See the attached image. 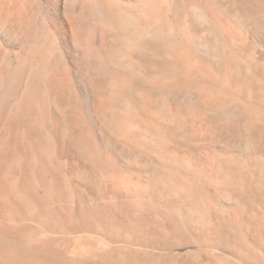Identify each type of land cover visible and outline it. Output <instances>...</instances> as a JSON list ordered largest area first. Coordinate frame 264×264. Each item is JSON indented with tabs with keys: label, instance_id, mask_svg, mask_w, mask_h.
I'll return each instance as SVG.
<instances>
[{
	"label": "bare ground",
	"instance_id": "obj_1",
	"mask_svg": "<svg viewBox=\"0 0 264 264\" xmlns=\"http://www.w3.org/2000/svg\"><path fill=\"white\" fill-rule=\"evenodd\" d=\"M248 2L0 0V264L264 256V0ZM188 80L224 99L187 112L171 96Z\"/></svg>",
	"mask_w": 264,
	"mask_h": 264
},
{
	"label": "rangeland",
	"instance_id": "obj_2",
	"mask_svg": "<svg viewBox=\"0 0 264 264\" xmlns=\"http://www.w3.org/2000/svg\"><path fill=\"white\" fill-rule=\"evenodd\" d=\"M234 1L238 5L244 7L246 9V12L248 13V15L253 16L254 12H253L252 6L255 7V5H251L248 2V0H246V4L242 0H234ZM256 7L258 8V10L261 13V10L264 8V5L256 4ZM80 61L81 60L78 61L79 62L78 66H79V69H82V67L84 68V65H82V62H80ZM95 69H97V68H95ZM101 69H104V68H101ZM104 70H105L104 73L108 70H110V72L112 71L111 69H104ZM110 72L109 71L107 72L110 76L106 73L108 76L107 81L108 82L116 81L115 73L112 71L111 72L112 75H111ZM110 79H111V81H109ZM184 82H185V84L183 82H182L183 84H181V85H183L181 87L183 89L180 88L178 90L179 95H175L174 97L171 96V98H172V100H174L176 103H178L179 106H181L187 112L195 110L197 108V104L204 102L205 99L211 98L212 100H214V99L216 100L218 98H223V96L220 95L218 91L211 90L207 86V84H205V83H202L200 81H193V80H188V81H184ZM186 82H188V83H186ZM177 83L178 82H175V84H177ZM190 88L191 89L194 88L195 90H201L203 94H201V96H196V95L190 93L191 92ZM209 89H210V91H209ZM211 91H213V92H211ZM218 95H220L222 97H220V96L218 97ZM223 245L222 246L219 245L216 248H214V247L210 248V246H206V245L204 246V245L192 243V244L183 245L184 247L180 246L181 249L178 248L177 250H174V251H159L155 254H141V255H137V256L135 255V256L131 257L130 259L135 261L136 264H254V263L257 264V262H262L264 264V261H263L264 256L260 255L259 253H257L253 249H248L249 246H246V244L244 245V243L240 244L236 253L231 252V250L229 251L228 249H226V248H228V246L226 247V245L225 246H223ZM201 246H204V247H201ZM223 247H225V248H223ZM223 250H224V252H223ZM217 251H219V252H217ZM238 252L239 253L243 252V254L241 253L242 255L241 254L239 255ZM247 252H250L251 254L247 253ZM252 252H253V254H252ZM225 253H228V254H225ZM231 253H233L234 255L235 254H237V255L234 256ZM254 253H255V255H254ZM247 254L251 255L252 257L250 258V256H248ZM257 254H259V255L257 256ZM140 256H142V257H140ZM114 257L120 258L122 256L121 255L118 256L117 254H115V255H112L111 258H114ZM254 257H256L257 259L256 258L254 259ZM117 258H114V259H117ZM247 258H250V259H247ZM120 259H122V258H120ZM255 261H257V262H255Z\"/></svg>",
	"mask_w": 264,
	"mask_h": 264
}]
</instances>
